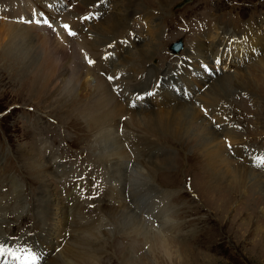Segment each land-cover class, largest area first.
<instances>
[{
	"label": "rangeland",
	"instance_id": "1",
	"mask_svg": "<svg viewBox=\"0 0 264 264\" xmlns=\"http://www.w3.org/2000/svg\"><path fill=\"white\" fill-rule=\"evenodd\" d=\"M15 1L0 0V4L12 5ZM112 1L105 3L107 10L112 7ZM133 1L135 3L131 9L133 15H136L129 21L128 31L117 30V34L110 40L101 37V47L107 45L113 48L109 50L113 53L109 71L112 74L121 71L118 77L125 74L126 66L132 68L122 60L136 57V49L147 45L146 51L150 54L146 59L142 58V62L138 60L139 63L137 59L131 62L135 65L129 71L132 80H136L140 66L144 72L147 71V77L153 70L157 72V80L163 75L171 77L173 74L174 79L181 66V70H184L185 64H191L188 53L191 50L197 53L202 49L207 40L205 36L214 34L215 29L223 30L235 38H243L248 34L251 37L252 34L259 38L263 48L251 59H244L232 66L212 67L209 55L204 58L195 57L201 69L192 68L193 66L191 70L187 69L193 73L192 85L184 80L182 74L179 75L181 78L175 80L179 86L174 82L173 85L170 84L173 87L160 84L162 95L167 94V100L161 103L156 101L158 92L154 91L155 88H148L146 91L152 92L151 97L154 99L148 104H136L132 108L139 124L133 122L134 125L130 126L136 132L123 130L121 127L116 131L114 128L116 134L113 136L120 144L118 147H110L98 143L96 134L99 128H95L83 116V112L78 111L81 104L77 107L73 104L75 96L65 100V106H57L60 102L55 93L57 88L63 93L72 87L69 80L68 83L64 82L66 75L59 78L56 87H48L49 91L39 93L41 86H33L34 64L22 71L21 62L5 51L6 36L3 31L18 26L23 33L36 32L33 30L36 28L41 35H45L44 28L47 26L41 25L43 28L39 29L32 22L28 23V19L21 22L26 17L31 21V16L36 17L35 10L39 9L43 16L55 18V21L50 20L52 25L60 19L66 21L67 14L78 15L83 12L81 9L82 12L79 13V9H76L75 13L76 7L82 8L81 0H28L25 12L22 8L11 5L6 8L8 11L0 10V206L5 201L2 212H8H0V237H3L7 245L17 248L26 246L28 249L39 245L36 237L42 236L43 245H39L37 249L38 253H44L42 258L39 255L41 259L37 264H63L57 255L63 253L64 256L70 250L74 252L73 262L77 264H264V164L254 166L252 162H248L245 167L239 166L241 160L236 159L231 153L232 149L230 150L239 145L253 157L264 152V70L255 64L264 58V0H187L180 8L177 4L183 0H170L171 3L166 7L159 0ZM123 4L125 2L120 3L117 10L122 11ZM88 11L86 9L84 13ZM104 12L103 16L91 19L88 27L82 26L83 33L95 42L100 38L93 36L89 27L91 25L97 31L103 29L104 26H100L102 19L112 16L108 11ZM49 28L55 29L56 26ZM53 36L55 45L63 46L62 36L60 40L56 34ZM178 39L183 40L184 49L173 55L169 46ZM116 46H120L122 51L119 52ZM92 49L96 51L94 47ZM86 56L90 57V53L73 60L71 73L84 69L86 64L83 61L88 62L90 59ZM238 56L236 53L230 55L229 59H236ZM181 58L186 59L185 62H181ZM237 69L243 71L242 77L248 83L238 89L227 82L225 92H221L220 86L214 89L217 95L225 99H220L221 105L217 108L221 112L218 115L220 120L222 116L224 121H220L221 125L215 124L217 117L204 113L203 106H200L203 99L201 97L211 81L200 77L202 73L208 76L214 70L211 79L225 77L231 81L228 77L233 76ZM197 79L200 80L198 85ZM176 99L183 105L188 104L191 111L198 110V117L205 118V122L200 118L194 119L196 122L194 121L189 132L175 131V134L172 129H149L145 127L146 124L140 123L141 119L149 118L153 109L162 111L176 103ZM86 100L82 101V107L89 111L87 107L90 103ZM123 101H119L121 108L125 107ZM202 101L206 102L205 99ZM171 114L173 118L176 113ZM98 115L101 119L102 114ZM121 115L124 113L118 112L116 117ZM160 117H163L162 114ZM195 117L198 118L194 115ZM120 119L124 120L123 117L118 120ZM207 129L216 134L223 131L230 134L226 135L227 139L225 133L224 137L214 135L224 147L225 156L233 166L228 172L217 171L212 154L209 159L204 156L210 141H207L210 137ZM124 134L130 136V141L135 140L141 144L140 148L137 144L134 145L130 155L126 152L129 145L125 143H129V139H124ZM135 134H138L136 138ZM149 143L152 146L151 154L144 155L147 147L143 145ZM31 148L38 151L36 156L33 155V161L38 166L47 165L48 172L37 169L31 158L24 154ZM121 150L128 156L112 155ZM78 155L82 157V161L72 159ZM142 160L144 165L141 164ZM74 168L76 172L83 171V174L75 176L69 184L66 179L70 178ZM221 172L227 176H223ZM239 172L245 173L247 184L233 193L229 186L235 183V176L241 175ZM79 178L85 180L78 188L79 196L66 199L72 196L70 193ZM57 204L65 206L67 222L77 224L78 228L71 223V231L75 230V233L64 228V217L61 218V214L55 211ZM48 205L53 207L48 209ZM50 212L54 214L48 216ZM151 214L154 217L152 221L141 222L148 229H153L152 232L166 237L171 250L169 255L159 254L155 250L148 251L145 246L147 243L142 237L129 229L127 222H131V218L137 222ZM164 214H167L169 229H163L160 227L162 224L155 221L158 222ZM88 230L89 233H86ZM60 232L63 233L59 234ZM35 235V241L32 242ZM75 235L79 236V241L76 242L81 241L80 244L68 242ZM70 259L66 261L70 262Z\"/></svg>",
	"mask_w": 264,
	"mask_h": 264
},
{
	"label": "bare ground",
	"instance_id": "2",
	"mask_svg": "<svg viewBox=\"0 0 264 264\" xmlns=\"http://www.w3.org/2000/svg\"><path fill=\"white\" fill-rule=\"evenodd\" d=\"M26 1H28V0H16L14 3H12V5H11V3H9V4L11 5V7H13V6L20 7L23 9V12H25V9L27 8ZM86 1H87V3H85ZM108 1L109 0H81L82 8H78L79 6L76 7L75 13H76V9H79V10L82 9L83 12H82V10L81 11L78 10L79 13L80 12H82V13H80L78 15H77V13L73 14V15H70V14L66 15V21L68 20V18H71L72 20L70 21L69 24L71 25L72 29L77 32V35H75L73 37H68V35H66V33L61 29L59 24H56V23L53 24V26L54 25L56 26V28L54 30L55 33H53L52 31L50 32V30H48L47 28H44L45 35H41L39 30H37L36 28H33V30L35 29L36 32L33 31V33H29V32L23 33V32H21V30H19V28H17L18 26L14 27L13 29H7L6 28L7 30L3 31V33L6 36L4 38L5 39L4 41H6L5 51H6V53H9V55L11 57L16 58V61L18 59V62H21L20 70L23 71V69L25 67L28 70L27 67L34 64V68L32 70V75H33L35 80H34V82L33 81L32 82H33V86L34 85H40L41 86L40 89L38 90L39 93L43 92V90L49 91L48 87H50V88L56 87L57 82L60 80L59 78H61V76H63V75L67 76L66 80H64V82L69 80L70 83L72 84V87H71V89H69V91H64L63 93L60 91V89L58 90V88H57L55 93L58 95V99L60 98V102H58V104L56 103L57 106H59V107L65 106L64 105L65 100H67L69 97H72V99H73V96H75L73 104L76 107L81 104L78 111L83 112V116L87 117L88 120L91 121L90 123H93L95 128L96 127L99 128V129H97L98 132L96 134L97 139H98V143L110 145V147L113 145L118 147V145L120 144V141H118V139H116V137L113 136L114 134H116L113 131L114 128H116V131L118 130L119 127H121L123 130L126 129L132 133L136 132V129L134 127L130 126V125H134V123L135 124L138 123L136 121L137 119H135V115L133 114L132 108L135 107L136 104L137 105L148 104L154 99L153 97H151L152 92L146 91V90H148V88H155L154 91L158 92L156 94V97H157L156 101L158 103H161V102L167 100L166 99L167 94L166 95L164 94V96L162 95L161 88L159 87L160 84H163L164 86H167V87H173V86H170V84L173 85L172 83L174 82L176 84V86H179L180 84L175 80H177L178 78H181L179 76L180 74H182V76L184 75V80L187 83L192 82L193 73H192V71H189V70H191V66H193L192 68L201 69V67H200L198 61L195 59V57L204 58V57H206V55H209L210 56L209 59H210V63L212 64V67L213 66L220 67L219 65L232 66V65L238 64L239 62L244 61V59H251L250 57L254 56V54H257V52L263 48V46L259 42V38L252 35V34H250L251 37L248 34L247 36H245L243 38H240V37L235 38V37H233V35H231L227 32H224L223 30L215 29L214 34H212L211 36H205V38H207V40L203 44L202 49H200L198 52L196 51L197 53H195V50H191V52L188 53V59L191 61V64H189V63L185 64L186 66L184 67V70H181V68H182V66H181L177 70L179 73L178 76L175 77L174 79H172V77L175 76L173 74V76L171 75V77L170 76L165 77V75H163L164 77L162 76L161 79L157 80L156 79V78H158L157 72H155V71L153 72V70L150 72V76L147 77V75H148V73H146L147 71L144 72V69L140 66L138 68V75L135 77L136 80H132L133 77L131 76V74H129V71L135 65H132L131 62H134V59H137V61L138 60L141 61L142 58H145L150 54L149 51H146V48L148 47L147 45L141 49L140 48L136 49L138 51V53H136L137 54L136 57H133V58L127 57L126 58L127 61H125L124 59L122 60V62H124L128 66H132V68L130 69L126 66L124 68L125 74L118 77L117 75L119 73H122L121 71H117V73H115V74H112L109 71L110 62L113 59V57H112L113 53L110 52L109 50L110 49L113 50V48L110 46H107V45L104 47H101L102 45H100V43H101L102 38L106 37L109 40L112 39L115 36V34H117V30L128 31L129 21L131 20V18L133 16L136 15V14L133 15V12L131 9L133 3H135V2L133 0H113L112 1V7L108 6L110 9L108 8V10H107L104 6H105V3H107ZM159 1H160V4L164 7H166L167 5H169L171 3L170 0H159ZM35 2L36 1H32V3H35ZM124 2H125V4H123L122 11H119V9L117 10L118 5L120 3L122 4ZM97 3H99L98 7H96ZM10 5H8L6 3H3V5L0 4V10H2V12H4L5 10L8 11L9 9H6V8H8ZM89 7H90V9H88ZM86 9L89 11L84 13L86 11ZM92 9H94L95 13L98 15V18H99V16L104 15V13H105L104 11H108V14H112V16L109 15L106 20L102 19V23H100V26H104L103 29H100L97 31L95 27H92L90 25L89 28H90V32H92L91 34H93V36L100 38L98 42H95L91 37L89 38L87 36V34L83 33V31H82L83 25H86L88 27V25L91 24V22H90L91 18H90V16H88V14L90 15L91 12L94 14ZM38 13L35 10V14L37 16L36 17L33 16L32 23L34 22L33 24L35 25V27H37L39 29L43 28V27H39L40 23H37L38 19H40L39 22H41V23L44 21L49 22V20L55 21V18L51 19V18H47L46 16H44L46 18V20H45V18L42 19V17H39L40 13H42L41 9L38 10ZM81 15L82 16L87 15V17H88V19L84 20L83 25H81L80 22H77V20L79 19V17ZM1 16L2 15H0V19H2ZM27 19L29 20V17H26V20L21 22V23L26 22ZM73 19L75 22H73ZM105 22H107V23H105ZM103 24H105V25H103ZM105 30H107V32H106L107 34L105 33ZM53 34H56L57 37H59V40H60V36H62V38H63L62 41L64 42L63 46H56L55 45L56 41H55L54 36L52 37ZM102 34H106V36L102 35ZM79 39H81V40L79 41ZM201 44L202 43H200V45ZM110 45H112V44L110 43ZM92 47H94L96 49V51H94L92 49ZM116 47H117L119 52L122 51L120 46H116ZM87 53H90V57H88V56H86V57L90 58L89 60L93 61V63L90 64L89 60H88V62L83 61L86 64V66H84V69H82L78 73H71L72 71H71L70 67L73 65V60L82 58ZM109 53H111L110 57H109ZM236 53H238V55H239L238 58L230 60L229 56L230 55H236ZM77 56H78V58H77ZM24 60H26V61H24ZM185 60L186 59H184V58L180 59L181 62H185ZM263 60H264V58H263ZM263 60L257 61L255 63L256 66L258 65L262 70H264V61ZM77 61H79V60H77ZM137 61H135V62H137ZM138 63H139V61H138ZM142 64H144V63H142ZM123 65H122V68H123ZM88 68H89V71L87 70ZM187 69H189V70L187 71ZM179 70H181V71L179 72ZM235 72L236 73H234L233 76H229V77L227 76L228 78H231V81L226 80L225 77H219L215 80L211 79L210 77H211V75H213L214 70L211 72L210 75L206 76L205 73H202L203 75L200 77V79L201 78H203V80L210 79L209 81H211V83H209L210 86H208V84H207V87H206L207 89L205 90V93H204L205 96L203 95V97H201V98H203L202 100L205 99L206 102L202 101L200 99L201 100L200 106L201 107L203 106L202 108L204 110H202V111L204 113L206 112L210 116L214 115V118L217 117V119L215 120V124L219 125L221 123L220 122L221 120H222V122L224 121L222 116H221V120H220V118H219L220 116H218V115H221V112L219 110H217V108L221 105L220 99L221 100H225V99L222 96L217 95V92H215L214 89L219 88V86H220L221 92H225L224 86L226 85L227 82H229V83L231 82L232 86H236L238 89L243 88V86L246 83H248V82H246L244 77H242L243 71L241 72L239 69H237ZM145 73H146V76H144L143 79L141 78L142 79L141 81H138V79L141 76H143V74H145ZM168 73L170 74V72H168ZM24 77H25V74H24ZM109 77H113V79L109 80ZM199 81L200 80H198V79L196 80V85L199 84L198 83ZM67 83H68V81H67ZM191 85H192V83H191ZM85 99H87L86 102L90 103L89 107H87V108H89V111H87V110L85 111L82 107L83 106L82 104L84 103L82 101H85ZM120 100H122V101L124 100L123 101V104L125 106L124 108L120 107L121 106L119 103ZM176 101L177 102L174 104H171V102H170L171 105L169 107L165 108L164 110H162L164 112L154 111V109H153V111L150 112V114H149V118L145 117L144 119H141L140 123L146 124L145 127L149 128V129L151 127H153V128L157 127V129L161 128L162 131L167 130V129L168 130L172 129V133L175 134V131H178L179 133L186 132V131L189 132V130H191V128H192L194 121L196 122V120H194V119L199 120V118H200V120H202V122H205V118L202 117L203 118L202 119L201 117H198V115H199V113L197 115L198 110H197V112L195 110L191 111V109L188 107V104L183 105V103H179L180 100H178V99H176ZM118 112L124 113V115H121L119 117V118L123 117L124 120H122V121H121V119L118 120L119 118L116 117ZM171 112L176 113L173 118L171 116L172 115ZM177 113H178V115H177ZM204 113H203V115H204ZM98 114H102L101 119L99 118ZM161 114L163 116L162 118L160 117ZM194 115L197 116L198 118H196V117L194 118ZM111 120H112V125H111ZM105 121H108V123L104 124ZM164 128H166V129H164ZM134 129H135V131H133ZM224 133H225V137H226V135L229 134L226 131H223V133L221 132L220 134H216V132L207 129V135L210 136L207 139V141H209V140L210 141H209V143H207L208 145L206 147V152L204 153V156L209 159V157H211L210 154H212V157L215 160L214 164L216 166L217 171L228 172V170L232 169L233 166L230 163V160H228L227 156H225V153H224L225 151H223L224 147L221 146V144L219 143L218 138H217L219 136L224 137ZM137 135L138 134H135L134 138H136ZM214 135H216L217 137H214ZM123 136H124V139H129V137H130L129 135L126 136L125 134ZM123 136H122V138H123ZM226 139H227V137H226ZM125 143L129 145L127 147V150H126L127 154H129V155L131 153V148L134 145L137 144L136 146H139V148L141 147V144L139 142L136 143L135 140L130 141V139H129V143H127V142H125ZM210 145H213V146H210ZM143 146L147 147L144 155L151 154L150 153V148H152L151 144L149 143L148 145H143ZM230 150H231L232 155H234V157L236 159L241 160L240 163L237 162L239 166L245 167V164L248 162H252V165L258 166V164H260L261 161L264 160V155H263L264 152L260 156L253 157L249 151H247L245 148L239 147V145H236L233 148H230ZM37 153H38V151L35 152L33 150V148H31V149L27 150V152L24 154L27 157L31 158V161L34 164H36L37 169H39L41 171L48 172L47 165H46V167L44 165L38 166V164L35 161H33V159H34L33 155L36 156ZM136 153H137V150H136ZM118 154H120L121 156H124V155L128 156L122 150L118 153H115V154L112 153L113 156H119ZM141 155H142V153H141ZM121 156H119V157H121ZM138 156H140V155H138ZM141 164L144 165L145 162L142 160ZM145 167H147V166H145ZM49 168L51 169V167H49ZM234 168H235V166H234ZM222 173L223 172H221V174ZM239 173H241V172H239ZM227 174H229V173H227ZM244 174L241 173V175L235 176L234 180L232 179L233 182H235V183L231 184L229 186V189H233L232 190L233 193H236V191L238 189L241 190L242 189L241 186H245V184H247L246 183L247 178L245 177ZM224 175H225V173H224ZM225 176H227V175H225ZM235 186H239L240 188L235 187ZM255 188L258 189V187H255ZM159 202H160V199H159ZM165 203H167V202H165ZM56 206H57V209L55 211L58 214H61L60 215L61 218L64 217V219H65L66 227H64V228L66 230H68V228H69L71 231V223H74L75 226L78 228V226L75 222H71V223L69 221L67 222L66 219H68V218L65 214V206L63 204H60V205L57 204ZM73 206H75V205H73ZM52 207L49 205L47 206L48 209H51ZM4 208H5V201H4V205L2 207L0 206L1 214L2 213L3 214L8 213V212H2ZM67 209H68V207H67ZM76 210H77V208H76ZM152 211H154V210H152ZM52 213L50 212L48 214V216L51 215ZM166 216H167V214H164L162 216L163 218L158 219V222H157V220H155L156 223H158L160 225L162 224L160 227H162L163 229H169L168 223L166 220V218H167ZM77 217L78 216H76V218ZM149 217H150V219H149ZM138 218L140 219V217H138ZM153 218L154 217L151 214V215H148L147 217H143L142 219H140L137 222H135V220H133V218H131L132 219L131 222L133 223V225L131 222H127V223H128L129 229L132 232H134V234H137V236H141L142 239L144 240V242L147 243L145 246H147L148 251L155 250L159 254L169 255L171 253V250H169V245L167 243L166 237L164 235L156 234L155 232H152L153 229H151V230H150V228L148 229V227H146V225H144V223L142 224V222H141V220L142 221L143 220L152 221ZM152 226H153V224H152ZM73 232L75 233V230ZM62 233L63 232H60L59 234H62ZM86 233H89V230ZM35 237H36V235L33 236L34 239L31 240L32 242L35 241ZM41 238H42V236H40V238L36 237V242H38L39 245H43V243H41ZM76 241H79V236H76V235L73 236L71 240H68V242H74V243H78V244L81 243V241L80 242H76ZM168 242H169V240H168ZM27 244H28V242H27ZM39 245H37L36 247L32 246L31 247L32 251L38 252L39 250L37 249V247H39ZM56 245H58V243ZM88 246H91V245L88 244ZM19 247H20V245H19ZM91 251H93V250H91ZM43 253L44 252L38 253L41 256V258H42ZM73 255H74V252H72L70 250V252H68L66 255L63 256V253H60L57 255V257L60 256V259H62L63 264H77L76 262H73V259H74ZM68 259H70L71 261L70 262L66 261ZM17 264H28V263L24 259V257L23 258L19 257Z\"/></svg>",
	"mask_w": 264,
	"mask_h": 264
},
{
	"label": "snow or ice",
	"instance_id": "3",
	"mask_svg": "<svg viewBox=\"0 0 264 264\" xmlns=\"http://www.w3.org/2000/svg\"><path fill=\"white\" fill-rule=\"evenodd\" d=\"M37 23H39V21H37ZM44 23H48V21H44ZM49 27H51L50 24H49ZM63 27L65 28V30H67L69 32V35H75V33L71 31L69 25L65 24V25H63ZM89 63L91 64V63H93V61L89 60ZM112 79H113V77H109V80H112ZM261 163L264 164V160H262ZM5 251H7V249H5L2 245H0V254H3ZM31 259L33 261H35V259H36L35 255H32Z\"/></svg>",
	"mask_w": 264,
	"mask_h": 264
}]
</instances>
